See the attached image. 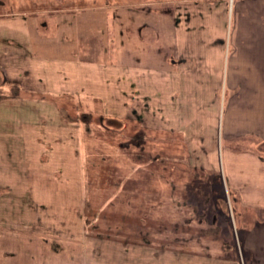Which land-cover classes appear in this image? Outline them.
Here are the masks:
<instances>
[{"label": "rangeland", "instance_id": "374dc122", "mask_svg": "<svg viewBox=\"0 0 264 264\" xmlns=\"http://www.w3.org/2000/svg\"><path fill=\"white\" fill-rule=\"evenodd\" d=\"M105 6H120L111 11L123 17L116 19V24L125 25L123 46L132 50V62L140 72L135 89L130 80L112 79L113 73L104 80L103 91L82 88L90 84L87 73L98 75L96 64L113 62L122 44V30L114 28L115 20L107 19ZM21 16L27 25L22 24ZM125 16H132L134 23L127 25L130 20ZM49 19L59 25L41 37L37 27L42 29L43 24L39 20L48 24ZM161 19L184 28L193 21L204 24L215 19L213 29L205 26L200 32L193 30L181 42V50L206 58L210 48L199 47V42L203 45V41L219 39L218 44L223 37L226 58L217 55L211 80L195 78L196 64L191 62L184 69L193 70L182 71L177 78L179 85L174 84L178 91L172 83L167 86L165 80L160 82L156 77L147 78L149 88L142 75L161 72L156 66L162 64L153 58L158 56L157 47L169 46L171 54L175 42L171 33L158 34L157 27L161 31L162 23H167ZM2 23H16L7 27V34L17 39L19 34L27 36L34 41V49L31 46L26 56L15 58L14 54L24 52V48H11L4 41L9 36L0 32V232L4 234L0 235V264H50V251L59 248H63V257L66 255L65 242L40 244L38 238L43 237L38 236L37 229L36 236L23 232L18 216L28 217L30 210V216L49 215L58 221L70 217L67 222H71L73 217L78 222L83 217L93 236L90 244L97 248L105 245L114 254H121L123 249L137 251L132 257L129 253H110L108 263L121 259L145 264L151 249L174 255L176 262L178 255L191 258L221 253L226 257L227 248L241 247L243 225H236L232 217L234 198L225 191V172L230 163L239 169L243 164L253 166L242 154L258 156L260 146L264 153V51L253 47L259 40L264 42V0H0V28ZM127 28L134 33L131 37ZM222 29L224 36L217 38ZM139 35L149 39L140 42ZM229 40H233L231 47ZM60 61L73 62L70 76L57 81L62 83V91L51 90L56 89L55 75L60 74H51V83L42 87L48 91H41L37 74L56 72L63 65ZM119 65L115 60L114 66ZM121 82L122 87L118 85ZM163 85L166 89L161 91ZM100 117L102 124L97 121ZM132 128L137 129L135 144L130 149L127 145L120 148L126 144L123 134ZM67 137L68 144L52 143ZM65 150L68 155L62 158L60 152ZM53 151L58 152L55 158ZM65 163L68 171L64 174L69 177L62 174ZM205 164L212 172L205 170ZM78 168L83 171L85 186L78 183ZM194 179L199 189L212 187L213 205L205 210L214 215L194 207H176L181 198L193 200L192 192L185 198L179 189H188ZM165 183L171 186L170 217L162 228L155 218L152 222L149 196L141 190L144 185ZM226 200L229 204H224ZM27 236L32 237L28 240ZM59 260L54 258L52 264H61Z\"/></svg>", "mask_w": 264, "mask_h": 264}, {"label": "crops", "instance_id": "0c3cea01", "mask_svg": "<svg viewBox=\"0 0 264 264\" xmlns=\"http://www.w3.org/2000/svg\"><path fill=\"white\" fill-rule=\"evenodd\" d=\"M231 1L233 2L234 0H231ZM119 7L120 6H115L113 8H109L106 6L103 7V8H106L108 11L107 19L115 20L114 28L117 31L122 30L120 31L121 37H122V44L117 47V51H116L117 58L115 59L113 57V62H112V59H110L109 61L104 62V64H101L102 66H99L100 64H96L95 70L96 68H98L96 71L99 73L98 75L87 73V79L90 80V84L86 86L84 85L82 86V88L85 90L86 89H89V91L90 90L91 91L105 90L104 80H106L109 77V75L112 73H113L111 75L112 79L119 78L120 80H130L131 87L133 89H135L138 84V81L140 79L138 74H140V72L139 73L136 72L137 70L135 67V63L132 62V55L130 54L132 50L131 49L127 50L125 46H123V33L125 31V29L123 28H125V25L120 26L116 24V19L120 21L123 19V17L120 15L116 17L114 15L115 13L113 14V12ZM111 9H113V12L111 11ZM21 17H24V16H21ZM124 18L127 20H130V23L127 25H130V24L132 25L134 23L133 22L134 19L132 18V16L131 17L125 16ZM21 20L23 21L22 24L27 25L25 17L21 18ZM161 20L167 23L164 24L161 22L162 23L161 31L159 27H157V30L159 31L157 32L158 34L160 33L161 35L163 34L168 35L170 33L172 34V37L175 41L173 42V51L170 54L169 46L157 47L158 56H154L153 58H157V60H159L158 65L162 64L161 67L156 66L157 68L161 69V72L155 75L154 71H151L149 74H146L145 76L142 75L143 77L146 78V81H147V78L149 79V77H152V79L156 77L157 81L159 79H160V82L165 80L164 84H166L167 86H169L170 83H172V85L174 84L179 85L177 83V78L182 73V71L187 70L188 72H191V70H193L190 68L184 69V65L186 64L187 66V63H191V62L196 64L193 70V74H195L194 76L195 78L201 79V80H211L215 73V65L217 64V59H216L217 55L224 56L226 58V54L224 53L223 48H222L224 45V42L222 41L223 37H221V36H224V30L223 29L220 30V33H221L220 36L219 35L216 36L217 34H214V36H216L217 38L221 37L220 38L221 41L218 44H217V40L219 39H217L216 41L215 39H212L211 41H207V42L203 41L202 43L203 45H201V43L199 42V47L201 46L203 48H207V47L210 48V53H205V56L207 59L203 58L202 56H199V58H197L195 54L194 53L191 54L189 50H185V49L184 51L181 50L182 48L181 42L182 41L184 42L185 40L184 37L189 35L193 30L194 31L199 30L200 32L205 29L204 28L205 26L211 27L213 29L214 25L216 24L215 19H208L209 21L204 23L205 25L203 23H200V21H193V24H191V26L194 28L192 30L190 28L191 26H188V28H184L181 24H171L170 19H166L167 21H165L164 19H161ZM39 22L40 23L42 22L43 24L41 26L42 29L37 27V30L39 31V34L41 35V37H44V33H46V31H51V28L55 29V27L59 25L57 23V20H52V19H49L48 24L42 20H39ZM2 24L3 25L0 28V32H6L4 34H7V31H6L7 27L8 26L14 27V24L16 23H12V24L2 23ZM196 25L197 27H195ZM127 29L128 30L126 32L130 33V37H131V35H133L134 33L130 28H127ZM8 36H9V39H4V41H7L10 44L11 48H14V49L18 48L19 50H21V48H24V52L21 51V53L14 54L15 58H16V55L22 56L23 54H25L26 56V54H28L29 52L28 49H30L31 46H32V49H34L33 48L34 41H31L27 36H22L19 34L18 35L19 39L11 35H8ZM138 38L140 42H143V41H147L149 39V36L141 38V36L139 35ZM160 39L161 37H158L159 41ZM230 41L231 40H229V47H231L233 40L232 42ZM174 43L176 44L175 49H174ZM226 43L228 45V41ZM37 44L38 43H36V47H39L38 46L39 44L38 45ZM110 44L112 45V43ZM111 45L110 47H112ZM184 47L186 46L184 45ZM253 47L261 48V52H262L264 51V42H261V40H259V43L257 42V45ZM107 54L110 55L109 53ZM35 55L37 54L35 53ZM59 57L61 58V56ZM147 58L150 59L149 56H147ZM115 60L117 61L118 65L120 64L119 67L114 66ZM44 61L45 59L42 60L41 62L44 63ZM60 63H62L63 65L62 67L57 68L56 72L53 69L52 70L53 73H50V74L46 72L45 74H40V73L37 74L38 76L36 80L39 81L38 85L41 86L39 87V89H42V87H45L48 81H50L51 83V81L53 80V78L51 77L52 76L51 74H60V75L62 74L61 77L59 78L57 77L60 75H55V77L57 78V80L56 78L54 79L56 81L54 84L56 89L51 88V90L53 91H62L60 89L62 83L61 82L58 83L57 81H61V79L66 75L70 76V72L72 71L71 65H73L72 64L73 62L71 63L70 61H60ZM146 63H148L147 60H146ZM208 63H210L211 66L209 67L204 66V65H207ZM106 67H110L112 69H108ZM103 72L105 73V75L102 74ZM171 78L174 79L172 80L173 82H171ZM132 80H136V81H132ZM102 84H103V87H101ZM118 85L122 87V82L118 83ZM147 85L149 86V88L152 87L149 85L148 81H147ZM147 85H146V88H148ZM175 85H174V89L175 91H178L177 90L178 87ZM165 86L164 85L162 86L163 88L161 89V91H164L163 89H166ZM41 91H48V88H44ZM162 106H163L162 115L165 121L166 119V115H165L166 112H164L165 102L162 104ZM73 138H75L74 135H73ZM60 141H63L62 143L64 144L70 143V139H68V137L65 139V141L64 140H58V141L54 140V142L52 143L56 144L57 142L60 143ZM71 142H74V140H71ZM60 153L64 154L62 158L67 157L68 155L67 150H65V152H60ZM73 153L76 155L75 152ZM57 154H56V151H53L52 158H55ZM234 156L235 155H232V157ZM242 156H245L244 158L246 160H250L253 166L245 165L246 167H244V164H243V168L239 169L237 168L238 166L235 163H230L228 172L227 173L225 172V177H226L225 179L227 180L226 181L227 183H225V191L228 197L233 196L234 198L233 199L234 206H232L234 210L231 208V205H230V209H232L231 210L232 217L235 220L236 225L238 224L240 226L243 225L241 227L242 231L244 232L243 237H242L243 242L241 243L242 244L241 247L239 246V247L227 248L225 251L226 257H221L222 256L221 253L220 254L215 253V255H210V256H203V255L196 256L195 255V256H192L191 258H186L185 254L178 255L176 256L178 257L176 262L173 261V258L175 257L174 255H172L173 257H171L170 253L168 252L162 251L160 253L154 249H151L150 251L152 254L151 255L148 254L150 255V257L146 258L145 264H264V248H262L261 250V246L262 244H264V241L262 242L261 240V232H263V229H264V181H263L264 180V153L262 152L261 154V146H260L258 156H256L254 153H246V154H242ZM205 165H206L205 170L212 172L213 170L212 167H210L207 164ZM67 168H68V164L66 165L65 163V167H62V170H63L62 174H64L66 170L68 171ZM214 172L216 171L214 170ZM63 176L69 177V174L67 173V174H64ZM76 176L78 178V183H80L82 186H85L84 183L82 182L83 180L82 176H84V174H83V171L81 172L80 168L76 170ZM162 177H163L162 180L166 178V176L164 175ZM80 178H81V181H80ZM261 180L263 182H261ZM72 182L74 181L72 180ZM196 182L197 180L194 179V184H190L188 186V189L185 186L183 189H179V190H183V192L185 193V196H184L185 198L186 197L189 198V195H186V193L192 192L193 195H191V197H193V200H191L190 198L189 200L181 198L180 201H177L175 203L176 207H194L200 213L204 212L205 215H208V214L210 216L214 215L212 211L205 210V208H211L213 205L212 196H211V191L213 190L212 187L206 186L205 189H199L197 187ZM65 185H63V187L67 188V184ZM144 186L145 187H143L141 191H145L146 194H148L149 196V198L147 199L149 206L147 207H150L148 210L150 211L149 215L151 216V220L153 222L155 218V221L157 223H160L163 228L164 225L169 224L170 201H171V195L169 194V191H170L171 186L166 183L162 184L161 186H156V187L154 185H144ZM59 189L64 190L62 188H59ZM204 192H209V193L203 194ZM83 194H84V191H83ZM83 194H82V198L84 197ZM158 201L161 202L160 207L157 205ZM224 204H229V201L226 200ZM159 208L161 209L160 215H159ZM31 211L32 210H30L29 212L30 215L32 213ZM224 213L228 214L226 211H224ZM30 215L28 217L23 216V215L22 217L18 216V222H22L23 224V229H24L23 232L25 231L27 233L28 232L35 233V236H36V229H37V231L39 232L38 236L43 237L44 239L43 240L41 238H38V240L40 241V244L50 245L51 242H60V241L66 243L65 246L67 248L65 249L66 255H64V257H63V252H61L63 248H59L60 251L59 250L54 251V249L50 251L51 252L50 256L52 259L50 264H52L53 259L56 257L60 259L59 262L61 264H136L134 262H131V263L122 262L121 259H119L118 262L115 261L113 263H108L107 256H111V255L126 256L127 255L126 253H129L130 257H132V256L137 255V251H134L133 249H128L129 251L128 250L126 251L123 249L121 254H118L116 252L114 254L113 252H111L112 251L111 249L107 250L105 245H98V248H97L95 244H92V243L90 244V239H92L93 236L90 233H88L86 229L85 220H83V217H80L81 219H79L78 222L73 217L71 218V222H67L70 217L66 219L63 218L61 221H58L57 219L49 215H42L41 217L39 215H33V216H30ZM149 215L146 211L145 217L147 219L150 217ZM144 222H147V220ZM25 223L27 225H25ZM212 223L217 224V220L213 219ZM55 230H56V234H52V232ZM0 235H4V234L0 232ZM238 235L239 234H236V237H235L236 239ZM234 236L235 235L232 234L233 239H234ZM31 237L32 236H27V239L30 240ZM98 239L99 241H104V239H100V238ZM100 244H104V243L100 242ZM97 251L100 254V258H99V255L97 254ZM110 253H113V254L110 255ZM97 256L98 258H95ZM246 256L249 258L248 260L245 258ZM261 257H262V260H261ZM154 258H155V262L153 260Z\"/></svg>", "mask_w": 264, "mask_h": 264}, {"label": "flooded vegetation", "instance_id": "af4514ba", "mask_svg": "<svg viewBox=\"0 0 264 264\" xmlns=\"http://www.w3.org/2000/svg\"><path fill=\"white\" fill-rule=\"evenodd\" d=\"M84 118H86V117H84ZM97 121H98V123H101V124L103 123V119L101 117H100V119H97ZM136 130L137 129L132 128L130 132H127V133L123 134L126 137V144H120V148L123 149L124 145H127V148L126 147L125 148L128 149V147H129V149H130V147L135 144L134 143V141L136 139L135 135H137V134H135ZM120 132H121L120 134L122 135V131H120ZM133 134H135V135H133ZM117 135H118V133H117ZM166 170H167V168H166Z\"/></svg>", "mask_w": 264, "mask_h": 264}]
</instances>
